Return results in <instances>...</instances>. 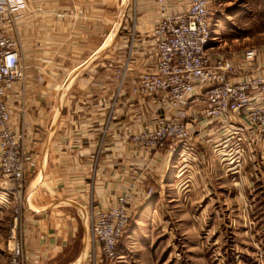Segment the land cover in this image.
Instances as JSON below:
<instances>
[{"label":"crops","instance_id":"1","mask_svg":"<svg viewBox=\"0 0 264 264\" xmlns=\"http://www.w3.org/2000/svg\"><path fill=\"white\" fill-rule=\"evenodd\" d=\"M25 4L16 35L26 72L7 97L10 126L22 133L32 163L22 223L25 259L30 262L36 253L41 264H86L91 212L112 206L137 179L142 187H153V194L142 199L143 189H138L133 214L149 225L158 222L166 197L178 195L185 172L195 170L189 161L195 157L196 166H204L196 151L202 142L195 137L192 150L181 147L174 155L150 156L129 142L156 102L132 98L126 90L117 94L113 75L131 42L136 57L126 86L139 73L142 58L154 65L152 30L158 14L152 0ZM175 199L169 203L180 201ZM141 224L135 221V229Z\"/></svg>","mask_w":264,"mask_h":264},{"label":"built area","instance_id":"2","mask_svg":"<svg viewBox=\"0 0 264 264\" xmlns=\"http://www.w3.org/2000/svg\"><path fill=\"white\" fill-rule=\"evenodd\" d=\"M152 1L158 14L152 30L154 65L142 58L139 73L126 86L136 57L131 42L113 75L117 94L126 90L132 98L156 102L130 133L133 148L148 156L165 151L174 155L181 147L192 150V129L209 127L219 146L221 137L242 123L264 146V44L235 55L215 52L220 46L212 34V0H188L183 6L185 0ZM24 9L25 0H0V174L14 182L22 180L25 154L23 141L7 125L12 110L6 95L24 77L16 35ZM136 189H143L144 198L153 194V187H142L136 180L108 209L90 214L92 242L108 262L118 258V242L133 214L131 194ZM11 238L15 239L14 232ZM11 251L10 264H23L21 244L15 240Z\"/></svg>","mask_w":264,"mask_h":264},{"label":"rangeland","instance_id":"3","mask_svg":"<svg viewBox=\"0 0 264 264\" xmlns=\"http://www.w3.org/2000/svg\"><path fill=\"white\" fill-rule=\"evenodd\" d=\"M211 13L212 34L218 36L215 45L220 46L215 52L235 55L264 44V0H212ZM7 125L23 138L11 122ZM192 136L202 142L196 151L204 166L199 169L193 156L189 166L201 173L194 169L185 172L188 177L179 187L180 195L166 197V208L156 214L159 223L149 225L140 214L132 215L118 242L115 260L108 262L90 235L86 264H264V146L244 123L223 135L219 146L210 127L194 129ZM22 147V180L14 182L0 174V264L11 263L15 240L21 244L23 264H41L36 253L30 262L25 259L22 223L32 163ZM177 198L178 203H169ZM135 221L136 226L143 223L138 230ZM13 232L15 239L11 238Z\"/></svg>","mask_w":264,"mask_h":264},{"label":"trees","instance_id":"4","mask_svg":"<svg viewBox=\"0 0 264 264\" xmlns=\"http://www.w3.org/2000/svg\"><path fill=\"white\" fill-rule=\"evenodd\" d=\"M129 223H130V220H129ZM129 223H128V224H129Z\"/></svg>","mask_w":264,"mask_h":264}]
</instances>
